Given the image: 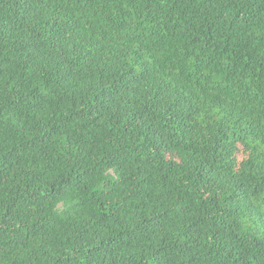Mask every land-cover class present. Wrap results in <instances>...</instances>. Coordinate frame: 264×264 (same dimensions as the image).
Wrapping results in <instances>:
<instances>
[{
	"label": "trees",
	"instance_id": "trees-1",
	"mask_svg": "<svg viewBox=\"0 0 264 264\" xmlns=\"http://www.w3.org/2000/svg\"><path fill=\"white\" fill-rule=\"evenodd\" d=\"M0 264H264V0H0Z\"/></svg>",
	"mask_w": 264,
	"mask_h": 264
}]
</instances>
